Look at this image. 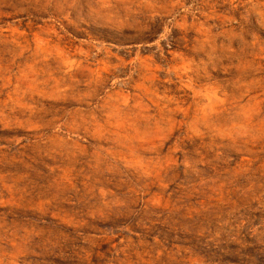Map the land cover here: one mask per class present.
I'll return each mask as SVG.
<instances>
[{"label":"rangeland","instance_id":"obj_1","mask_svg":"<svg viewBox=\"0 0 264 264\" xmlns=\"http://www.w3.org/2000/svg\"><path fill=\"white\" fill-rule=\"evenodd\" d=\"M0 264H264V0H0Z\"/></svg>","mask_w":264,"mask_h":264}]
</instances>
